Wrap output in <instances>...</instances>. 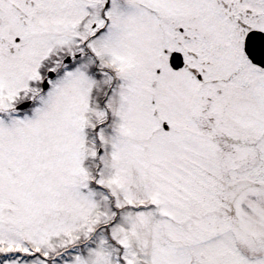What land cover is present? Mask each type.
I'll return each mask as SVG.
<instances>
[{"label":"snow or ice","instance_id":"1","mask_svg":"<svg viewBox=\"0 0 264 264\" xmlns=\"http://www.w3.org/2000/svg\"><path fill=\"white\" fill-rule=\"evenodd\" d=\"M0 264H264V0H0Z\"/></svg>","mask_w":264,"mask_h":264}]
</instances>
